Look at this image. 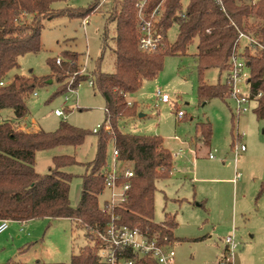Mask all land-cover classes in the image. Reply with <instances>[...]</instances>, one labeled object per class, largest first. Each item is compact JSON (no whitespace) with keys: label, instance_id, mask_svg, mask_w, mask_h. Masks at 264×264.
Returning <instances> with one entry per match:
<instances>
[{"label":"trees","instance_id":"obj_1","mask_svg":"<svg viewBox=\"0 0 264 264\" xmlns=\"http://www.w3.org/2000/svg\"><path fill=\"white\" fill-rule=\"evenodd\" d=\"M67 0H0V82L18 67L19 57L36 54L41 50L40 35L43 22L59 17L84 20L102 0H93L86 9L65 7L54 9L53 4ZM141 0H113L110 7V22H114V72L104 73L101 61L106 49V34L101 37V55L94 61L89 76H77L81 55L63 51L61 57L47 61L51 74L37 78L33 75H15L0 86V110L11 109L16 119L27 114V99L35 90L53 81L58 84L54 96L77 89L81 82L91 81V88L104 102V122L96 132L71 126L61 121L52 132L39 130L25 132L14 129L11 124H0V220L28 222L36 219H68L84 229L88 240L76 254H71L70 264H103L97 250L102 245L90 234L91 230L102 232L109 216L100 209L98 197L104 191L103 173L108 165L109 147H115L120 159L133 167L131 187L127 200L113 209L121 223L137 227L150 234H158L169 241H188L173 235L176 227L174 216L165 215L162 223L153 221V198L158 181L172 175V153L163 145L159 136L137 135L120 130L124 119L138 115L136 103L127 98L136 93L144 82L157 78L167 56H183L187 48L197 40L194 55L199 104L218 98H230L231 88L227 81L207 85L204 72L217 69L228 72L229 58L237 47L239 33L264 44V0H189L185 10L182 0H146L144 12L151 13L160 5V16L155 31L161 36L163 47L153 53H143L137 45V9ZM99 3V4H98ZM27 16L30 17L27 20ZM178 25L174 43L167 39L168 31ZM241 56L249 70V94L255 102L254 113L264 119V53L245 47ZM59 59L60 63L56 64ZM75 74L71 84L67 79ZM259 95V96H258ZM258 96V97H257ZM257 97V98H256ZM109 126V130L105 127ZM201 142L208 146L212 131L208 122L199 125ZM94 135V158L83 164L81 192L75 207L70 205L69 190L72 175L64 169L79 163L71 155L52 157V167L46 174L35 171L37 152L58 147H77ZM111 154V153H110ZM195 241V240H190ZM92 243V245H91ZM130 254L127 258H131ZM2 264H62L35 261L23 263L9 259ZM133 264H156L148 258L137 259Z\"/></svg>","mask_w":264,"mask_h":264},{"label":"rangeland","instance_id":"obj_2","mask_svg":"<svg viewBox=\"0 0 264 264\" xmlns=\"http://www.w3.org/2000/svg\"><path fill=\"white\" fill-rule=\"evenodd\" d=\"M92 1L67 0L52 7L86 9ZM112 1L98 3L85 26L81 19L67 17L44 21L40 52L19 57L18 67L3 80L5 85L15 75L49 76L47 61L61 57L63 51L81 55L75 74L89 76L94 61L101 55L103 32L107 47L101 70L113 73L115 60L111 49L115 30L114 22L108 21ZM188 2L182 0L183 10ZM177 35L178 25L174 24L167 33L168 42L174 43ZM196 46L194 40L185 55L165 57L157 78L144 82L136 93L128 96L129 104H137L138 115L122 120L119 128L126 133L161 137L164 147L174 156L171 177L156 183L153 221L159 224L164 222L165 215L175 217L174 237L188 240L175 243L177 263L215 264L224 239L233 236L238 246L232 264H264V119L256 117L255 103L242 115L236 113V103L230 98L224 101L213 98L199 104ZM75 74L67 79V84L72 83ZM225 78L226 73L220 74L217 69H208L203 75L207 85L222 84ZM57 88L53 81L37 88L35 96H29L24 122L35 121L45 132L55 131L61 121L88 131L102 125L104 102L88 81L81 82L76 93L54 96ZM157 91L167 94L170 103L155 107ZM57 109L63 112L62 117L54 116ZM178 112L184 115L181 119H177ZM13 120L11 110L0 112V122ZM205 122L212 131L208 146L199 139V125ZM95 142V136L90 135L80 146L36 153L34 168L38 174L49 172L52 157L56 155H71L79 163L64 169L72 175L69 190L72 207L80 196L83 164L94 158ZM241 146L245 148L243 152ZM180 148L182 154L175 156ZM111 150L112 146L109 155ZM105 196L98 197L100 206ZM88 243L84 229L68 219H36L24 223L22 228L17 222H10L8 230L0 235V264L9 259L70 264L71 254L78 253Z\"/></svg>","mask_w":264,"mask_h":264},{"label":"built area","instance_id":"obj_3","mask_svg":"<svg viewBox=\"0 0 264 264\" xmlns=\"http://www.w3.org/2000/svg\"><path fill=\"white\" fill-rule=\"evenodd\" d=\"M215 1L219 2L218 0ZM145 2L146 0H141L136 4L137 45L141 52L153 53L163 47L161 36L155 31V24L160 16V5L151 13L146 14L144 12ZM254 2L255 0H253V3ZM87 19L88 18L82 20V26L88 23ZM245 47L253 51H261L264 53L263 43L243 33H239L237 47L229 58V70L226 72L225 78V81L230 85V99L236 103L235 110L238 115L247 113L250 104L255 103L250 99L249 94V70L244 58L241 56ZM55 63L59 64L60 60L57 59ZM4 85V82H0V86ZM88 85L91 87L92 82L88 81ZM68 93H76V90L68 89ZM33 95L35 96L36 93ZM156 99L157 103L155 107L159 104L167 105L170 103V97L160 91L156 92ZM65 101H67V98ZM54 115L62 117L63 112L57 109L54 110ZM183 116L182 112L177 113V119H181ZM98 128L94 129L93 132H96ZM105 130H109V126H106ZM244 150V146H241L240 151L243 152ZM182 152V148L178 149L175 156H180ZM190 152L193 153L192 150H190ZM209 159H213V156L209 155ZM103 176V194L106 196L101 203L100 209L109 216V221L102 232L90 231V234L95 240L102 244L97 250V255L101 263L133 264L137 259L148 258L153 260L156 264H179L176 262V252L174 250L175 243L169 241L166 237L160 238L156 233L150 234L140 228L125 225L112 213L115 207L120 206L127 200V193L131 187V180L134 176L132 164L121 160L119 152L115 147H112L108 165ZM10 222L13 221L7 219L0 220V235L8 230ZM16 222L21 224L22 228L24 222ZM237 246L238 244L234 237L227 236L223 241V249L217 257L215 264H232V257ZM128 254L132 257L127 258Z\"/></svg>","mask_w":264,"mask_h":264},{"label":"crops","instance_id":"obj_4","mask_svg":"<svg viewBox=\"0 0 264 264\" xmlns=\"http://www.w3.org/2000/svg\"><path fill=\"white\" fill-rule=\"evenodd\" d=\"M5 110H11V109H5ZM5 110H0V112L5 111ZM11 112L13 114L12 110H11ZM25 118H26V116L21 118V119H16L14 117V115H13V119L14 120L13 121H8L7 123L11 124L13 128L15 127L14 129H16V127L19 126L20 129H17V130H21V131H25V132H33L34 133V132H38L39 130H41L40 127L36 124L35 121H31V123H29V121L28 122H24ZM32 122H33V124H32ZM1 123H5V121H1L0 124Z\"/></svg>","mask_w":264,"mask_h":264},{"label":"water","instance_id":"obj_5","mask_svg":"<svg viewBox=\"0 0 264 264\" xmlns=\"http://www.w3.org/2000/svg\"><path fill=\"white\" fill-rule=\"evenodd\" d=\"M143 115H140V117H142Z\"/></svg>","mask_w":264,"mask_h":264}]
</instances>
